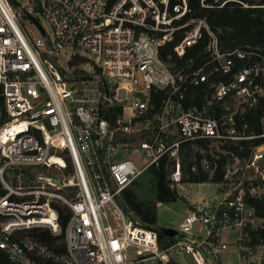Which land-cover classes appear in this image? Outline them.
<instances>
[{"label": "built area", "instance_id": "2783aa9c", "mask_svg": "<svg viewBox=\"0 0 264 264\" xmlns=\"http://www.w3.org/2000/svg\"><path fill=\"white\" fill-rule=\"evenodd\" d=\"M38 1L53 30L44 46L29 41L0 0L8 117L0 124V264H218L230 248L226 230L236 236L234 252L253 255L241 242L264 224L250 204L264 200V143L245 162L227 146L255 137L236 119L264 102V47L223 50L204 19L177 24L188 0ZM184 29L173 46L179 59L207 36L198 67L193 57L178 68L161 58ZM65 47L87 64L62 69L55 51ZM185 146L195 154L191 171L199 160L210 178L231 155L220 182L230 190L191 206L161 248L159 230L125 211L122 192L164 157L173 163L171 187H183ZM57 207L70 212L64 229ZM39 229L52 245L27 233Z\"/></svg>", "mask_w": 264, "mask_h": 264}, {"label": "trees", "instance_id": "16d2710c", "mask_svg": "<svg viewBox=\"0 0 264 264\" xmlns=\"http://www.w3.org/2000/svg\"><path fill=\"white\" fill-rule=\"evenodd\" d=\"M16 4L15 0H9ZM179 0H170V4H177ZM30 4L35 13H40L38 0H31ZM189 12L177 24H184L191 19H204L210 29L217 34L220 46L223 50L234 49H256L264 47V0H188ZM33 15V14H32ZM37 19V17H34ZM185 29L182 30L175 41L171 42L161 53L162 60L174 64V68L181 67L185 61L193 57V66L198 67L205 59L204 49L207 43L205 35L196 45L189 48L182 59H179L173 51L174 44L182 38ZM168 55L170 58L168 59ZM87 58L75 55L69 61V66L79 67L87 64ZM81 72L76 69L75 72ZM2 87L0 86V92ZM264 115V102H260L253 109L247 110L242 116L237 117V128L247 136H255L253 139L231 142L227 149L241 162H245L251 155L252 149L264 143V124L261 119ZM8 120L4 109V100L0 95V124ZM204 145V142H199ZM182 173L184 183H220L223 181L225 167L228 162H233L231 155H222L218 168L210 178V174L202 170L198 160V171L192 172L191 166L195 156L193 148L185 146L182 148ZM172 161L164 157L158 166H151L145 173L150 176L151 198H142L134 190L137 180L122 192L121 203L126 212L132 214L135 220L142 226L159 230L157 226V206L159 203H170L182 201L187 204V199L171 187L169 174L172 170ZM144 173V174H145ZM30 175V173H27ZM33 177L30 175V178ZM14 183L17 182L14 180ZM5 190L0 182V197ZM254 207L256 215L264 220V200L252 199L250 202ZM191 207V205H190ZM60 215L61 226L64 229L69 218V210L66 207H57ZM2 216L0 215V224ZM247 237L241 242L249 247L253 253L259 247L264 249V224L256 229H246ZM39 241L52 245L55 241L47 229H39L27 232ZM63 238V236H62ZM174 241V238L158 232V242L161 248ZM246 253L242 252V257ZM174 264V263H172Z\"/></svg>", "mask_w": 264, "mask_h": 264}, {"label": "rangeland", "instance_id": "374dc122", "mask_svg": "<svg viewBox=\"0 0 264 264\" xmlns=\"http://www.w3.org/2000/svg\"><path fill=\"white\" fill-rule=\"evenodd\" d=\"M9 1V0H8ZM16 4H12L11 8L16 16L17 22L24 31L25 35L33 45L44 43L46 40L53 39V30L49 22H47L40 13L33 11L31 0H15ZM11 4V3H10ZM28 14L37 17V21L42 26L46 35L37 27V25L29 18ZM33 14V15H32ZM44 46V44H43ZM80 53L74 47H65L55 51V60L62 69H69V60L75 54ZM196 151V147H194ZM135 159L139 156L135 155ZM142 161L141 159L139 160ZM178 193L187 199V204L182 201L159 203L157 206V226L161 228H177L185 214V209L193 203H201L215 200L227 194L230 190V184H216L206 182L202 186L196 184H183V187L175 186ZM134 190L142 198H151L150 195V176L143 174L137 179ZM223 239L229 244L230 248L220 255V263L218 264H264V249L259 247L253 255L242 257V252L237 253L233 250L237 246V240L232 230H226ZM190 264V263H187ZM211 264V263H208Z\"/></svg>", "mask_w": 264, "mask_h": 264}, {"label": "water", "instance_id": "95a60500", "mask_svg": "<svg viewBox=\"0 0 264 264\" xmlns=\"http://www.w3.org/2000/svg\"><path fill=\"white\" fill-rule=\"evenodd\" d=\"M29 18L37 25V27L42 31L43 34H45L42 26L40 25V23L33 17L31 16L30 14H28ZM55 182L57 184L60 183L59 180H55ZM159 231L163 234V235H166V236H169V237H175L176 235H178V232L175 231L173 228H161L159 229Z\"/></svg>", "mask_w": 264, "mask_h": 264}, {"label": "crops", "instance_id": "0c3cea01", "mask_svg": "<svg viewBox=\"0 0 264 264\" xmlns=\"http://www.w3.org/2000/svg\"><path fill=\"white\" fill-rule=\"evenodd\" d=\"M196 185H198V186H202V184H196ZM203 202H201V203H196V204H202ZM195 203H193V204H191V206H193V205H196ZM190 208V206H188L186 209H185V212L188 210ZM170 228V227H169Z\"/></svg>", "mask_w": 264, "mask_h": 264}]
</instances>
